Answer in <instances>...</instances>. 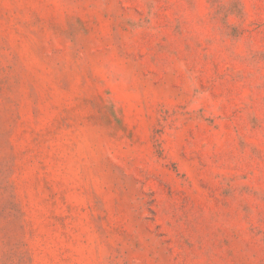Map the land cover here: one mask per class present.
Wrapping results in <instances>:
<instances>
[{
  "label": "rangeland",
  "instance_id": "1",
  "mask_svg": "<svg viewBox=\"0 0 264 264\" xmlns=\"http://www.w3.org/2000/svg\"><path fill=\"white\" fill-rule=\"evenodd\" d=\"M0 264H264V0H0Z\"/></svg>",
  "mask_w": 264,
  "mask_h": 264
}]
</instances>
